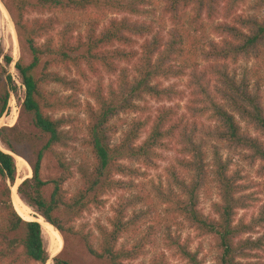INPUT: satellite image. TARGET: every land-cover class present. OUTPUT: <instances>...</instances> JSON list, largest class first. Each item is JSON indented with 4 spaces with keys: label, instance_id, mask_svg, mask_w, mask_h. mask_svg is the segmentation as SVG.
<instances>
[{
    "label": "trees",
    "instance_id": "trees-1",
    "mask_svg": "<svg viewBox=\"0 0 264 264\" xmlns=\"http://www.w3.org/2000/svg\"><path fill=\"white\" fill-rule=\"evenodd\" d=\"M239 1L7 0L24 97L16 124L0 128L8 151L0 148V264H78L72 240L97 264H170L168 257L205 264L202 245L192 249L182 238L184 225L208 239L213 264H264V208L250 222L235 221L251 196L222 155L238 153L264 175V142L249 134L264 136V0L246 14L235 12ZM198 33L216 39L200 48ZM0 58L1 120L16 86L6 69L11 56ZM240 60L255 65L230 69ZM105 74L115 76L112 83H96L92 101H82L88 76ZM183 77V89L163 85ZM147 99L185 105L151 111ZM164 147L175 159L164 182L147 187L146 170ZM9 152L31 170L17 195L62 239L51 259L42 226L15 209L17 164ZM46 157L56 175L44 180ZM211 186L218 200L204 214L200 197ZM113 191L121 193L105 223L80 222Z\"/></svg>",
    "mask_w": 264,
    "mask_h": 264
},
{
    "label": "rangeland",
    "instance_id": "rangeland-1",
    "mask_svg": "<svg viewBox=\"0 0 264 264\" xmlns=\"http://www.w3.org/2000/svg\"><path fill=\"white\" fill-rule=\"evenodd\" d=\"M7 0H0V52L3 53V55H9L12 58V63L8 66H6L7 71L11 75L12 80L14 81V84L16 86V92L14 94H11L9 103H8V112L1 118L0 120V128L1 127H11L14 124H16L18 115H19V106L23 100L24 97V88L21 85L20 78L14 69V63L18 60L20 56L16 32L14 30V26L12 23V20L10 18L9 13L6 10V3ZM255 0H240L237 5L235 6V12L240 14H246V13H256V10L252 9L254 6ZM161 4H158L157 7L154 8V10L157 11L156 16H158V11ZM264 10V8H263ZM31 16L34 18H46L49 15L48 14H40V13H32ZM111 17H121V15H111L108 16ZM221 14L217 16L215 22L221 21ZM167 27H170V23H166ZM200 37V44L198 45L200 48H202V44H205L208 39H216L210 34H202L198 33L197 35ZM209 36V37H208ZM2 60V58H0ZM255 65V62L253 60H240L238 62L230 63V69L235 70L237 73H240L242 67H251ZM115 76L105 74L104 78L101 80L97 76H88L87 80L84 81L82 85V92L80 93V99L82 101H92L89 96L90 92L93 90L96 83H103L106 87H108L112 81L114 80ZM186 78H172L168 81H163L164 86L169 85H175L178 89H183L185 85ZM166 104L168 106H179V108H183L185 103L173 101L171 103H165L163 101L154 100V99H147V108L151 111L156 109L158 106ZM81 117V138L85 135V126L87 124V119L84 115ZM130 116H123L122 119L127 120ZM249 134L252 136H258L263 142H264V136L257 135L253 130H249ZM144 137V135H143ZM1 149H3L0 146ZM165 148V147H164ZM4 150V149H3ZM5 152H8L7 150H4ZM160 158L155 161V164L153 167L146 170V179L144 180L147 187H150L149 184H158L159 182H164L165 179V169L166 167L172 163L175 159L176 152L169 149H162L160 152ZM223 157H228L232 159V170L239 171L240 177L243 178V182L247 184L249 187V190H247L246 194L250 195V204L245 209H241L238 211L235 221L238 222L240 220H243L245 222H250L252 219L258 216L259 211L261 208H264V175L260 176L258 173L259 165L255 164L253 166L249 165V163L242 159L240 154L233 153L230 151L223 150L222 151ZM18 157V156H17ZM15 161H16V155H14ZM20 158V157H19ZM23 160V159H22ZM17 164V163H16ZM27 164V163H26ZM28 165V164H27ZM30 169V168H29ZM26 173L29 174V177L31 176V170L26 171V169H20V171L17 169L16 176L17 179L20 180L19 183H21L24 179L27 178ZM41 175L44 180L53 177L56 175V168L54 165V162L52 159L46 157L42 163V170ZM20 178V179H19ZM13 189V186L11 187ZM73 188V187H72ZM121 192L119 191H113L110 194H108L105 199V205L100 210H94L88 214H85L83 218L81 219V223H88L89 226L92 225V223L101 221V223H105L106 218L111 214V206L115 203L117 200V197L119 196ZM19 197V196H18ZM20 199V198H19ZM21 200V199H20ZM218 197L215 193V190L213 186H211L209 189H206L200 197V207L204 214L210 213V203L212 201H217ZM21 202L27 206L22 200ZM28 207V206H27ZM34 214L35 218L36 216H39L34 209L28 207ZM36 215V216H35ZM41 217V216H40ZM183 229L181 231L182 238L189 237L191 248H195L197 245H202V256L205 258L206 263L205 264H213V254H210L209 248H208V239L207 238H199L196 236V234L186 228V226H182ZM45 240L47 242L50 240L49 236L44 232ZM259 234L252 235L253 238L257 237ZM61 240V239H60ZM63 242L61 241V247L62 248ZM68 250L72 253L75 262L78 264H97L94 261L88 259L85 255V253L82 251L81 246L74 240L69 242L68 244ZM263 256V263H264V253ZM50 255V259H51ZM170 264H184L182 261L173 258L168 257ZM47 264H52L51 261H49Z\"/></svg>",
    "mask_w": 264,
    "mask_h": 264
},
{
    "label": "bare ground",
    "instance_id": "bare-ground-1",
    "mask_svg": "<svg viewBox=\"0 0 264 264\" xmlns=\"http://www.w3.org/2000/svg\"><path fill=\"white\" fill-rule=\"evenodd\" d=\"M16 163H17V169L19 171H20V169H24V168L26 169V171L27 170L30 171L29 166L26 164V162L17 156H16ZM26 176H27V178H29L28 173H26ZM19 181L20 180L17 179V181H16V183L12 189V198H13L15 209L17 210L19 215L24 220L36 221L42 226L44 232L50 238V240H49V253H50L51 257H53L54 255H56L60 251L61 240H60L59 234L57 233L56 230H54V228L52 226H50L48 223H46L42 217L35 215L37 217V218H35L34 216H32L34 213L21 202V200L19 199L17 192H16L17 187L20 184Z\"/></svg>",
    "mask_w": 264,
    "mask_h": 264
},
{
    "label": "water",
    "instance_id": "water-1",
    "mask_svg": "<svg viewBox=\"0 0 264 264\" xmlns=\"http://www.w3.org/2000/svg\"><path fill=\"white\" fill-rule=\"evenodd\" d=\"M7 154H10L11 156L13 155L12 153H7ZM34 222H36V221H34ZM38 223V222H37ZM40 225V224H39ZM51 226V225H50ZM60 237V236H59ZM60 239H61V237H60ZM61 241H62V239H61Z\"/></svg>",
    "mask_w": 264,
    "mask_h": 264
}]
</instances>
